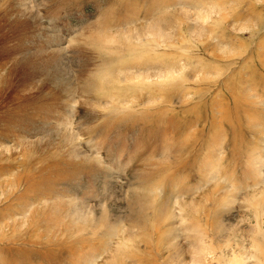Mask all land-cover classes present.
<instances>
[{"label": "rangeland", "instance_id": "374dc122", "mask_svg": "<svg viewBox=\"0 0 264 264\" xmlns=\"http://www.w3.org/2000/svg\"><path fill=\"white\" fill-rule=\"evenodd\" d=\"M0 264H264V0H0Z\"/></svg>", "mask_w": 264, "mask_h": 264}]
</instances>
